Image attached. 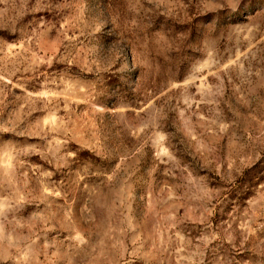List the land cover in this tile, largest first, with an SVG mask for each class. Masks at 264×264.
Masks as SVG:
<instances>
[{"label": "rangeland", "instance_id": "rangeland-1", "mask_svg": "<svg viewBox=\"0 0 264 264\" xmlns=\"http://www.w3.org/2000/svg\"><path fill=\"white\" fill-rule=\"evenodd\" d=\"M0 264H264V0H0Z\"/></svg>", "mask_w": 264, "mask_h": 264}]
</instances>
